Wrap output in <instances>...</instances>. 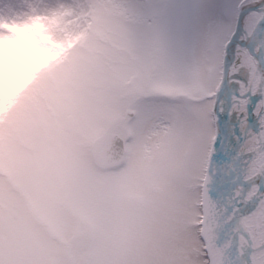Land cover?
<instances>
[{
	"label": "clouds",
	"instance_id": "9594fccd",
	"mask_svg": "<svg viewBox=\"0 0 264 264\" xmlns=\"http://www.w3.org/2000/svg\"><path fill=\"white\" fill-rule=\"evenodd\" d=\"M116 7L90 3L86 30L112 38L130 81L122 93L141 85L150 97L164 96L149 23L138 30ZM9 18L21 19L4 5L0 19ZM34 87L0 120V252L9 264H205L223 204H203L198 190L177 187L163 211L156 207L143 151L151 122L142 131L128 125L130 142L113 153L59 94L30 110ZM142 102L123 95L118 105L124 111Z\"/></svg>",
	"mask_w": 264,
	"mask_h": 264
},
{
	"label": "snow or ice",
	"instance_id": "6c2138e0",
	"mask_svg": "<svg viewBox=\"0 0 264 264\" xmlns=\"http://www.w3.org/2000/svg\"><path fill=\"white\" fill-rule=\"evenodd\" d=\"M117 7L138 30L149 23L158 91L182 93L152 96L148 105L160 121L161 152L200 174L208 165L206 193L223 204L220 231L232 237L223 264H264V0H124ZM221 94L236 102L227 111L213 103ZM205 243L202 259L214 264ZM0 264H9L2 252Z\"/></svg>",
	"mask_w": 264,
	"mask_h": 264
},
{
	"label": "rangeland",
	"instance_id": "374dc122",
	"mask_svg": "<svg viewBox=\"0 0 264 264\" xmlns=\"http://www.w3.org/2000/svg\"><path fill=\"white\" fill-rule=\"evenodd\" d=\"M100 2L119 5L124 0H0V9L8 5L21 17L19 21L0 19V120L11 114L21 93L35 85L26 97L30 110L43 109L57 93L97 136L114 133L125 139V145L131 140L124 134L128 125L142 131L151 122V139L143 146L145 174L157 197L155 205L163 211L177 187L196 189L201 195L202 174L183 168L177 157L161 152L160 121L149 109L151 97L143 93L142 86L120 91V85L130 81L114 52L112 38L102 30H86L88 5ZM162 93L176 98L182 95L175 88H165ZM123 95L143 102L138 108L122 111L118 100ZM129 110L134 112L132 119Z\"/></svg>",
	"mask_w": 264,
	"mask_h": 264
},
{
	"label": "water",
	"instance_id": "95a60500",
	"mask_svg": "<svg viewBox=\"0 0 264 264\" xmlns=\"http://www.w3.org/2000/svg\"><path fill=\"white\" fill-rule=\"evenodd\" d=\"M222 95V94H221ZM216 101V105H217ZM128 116H132V112L128 111L127 112ZM224 124H221V131L223 133L224 128H223ZM99 138L101 140H103L104 142V146L107 148V150L113 152V153H119L122 149H124V144H123V140L121 138H119L117 135L115 134H105L102 136H99ZM210 198L207 195V193L205 194V199H204V204L206 205H210ZM221 224H217L214 229H213V235L210 237V242L209 245L212 246V254H213V261L214 264H217L216 258H217V253H216V241H217V234L219 233V228H220Z\"/></svg>",
	"mask_w": 264,
	"mask_h": 264
},
{
	"label": "flooded vegetation",
	"instance_id": "af4514ba",
	"mask_svg": "<svg viewBox=\"0 0 264 264\" xmlns=\"http://www.w3.org/2000/svg\"><path fill=\"white\" fill-rule=\"evenodd\" d=\"M204 95L206 96H214L215 95V90H213V92H209V93H204ZM213 103H216V101H213ZM223 104L225 110L227 111L228 108L233 105L234 102L232 99H230L228 96L222 94L221 97H220V100L217 102V108L220 107V104ZM209 112L211 111V106L209 105ZM133 118V117H132ZM130 118V119H132ZM221 124H224L223 125V128L225 130L226 126H227V121H222ZM214 131V129H213ZM258 165H259V162H258ZM257 165V166H258ZM213 173H215V169L213 168ZM208 179H209V175H208V165L205 163L204 164V171H203V174H202V181H201V184H202V192H201V197H202V203L204 204V199H205V194H206V189H205V185L206 183L208 182ZM217 180H219V177L216 178Z\"/></svg>",
	"mask_w": 264,
	"mask_h": 264
},
{
	"label": "bare ground",
	"instance_id": "6f19581e",
	"mask_svg": "<svg viewBox=\"0 0 264 264\" xmlns=\"http://www.w3.org/2000/svg\"><path fill=\"white\" fill-rule=\"evenodd\" d=\"M210 201L214 202L215 200L210 199ZM218 239L221 243V246L216 247V253H217L216 261H217V264H223V262L228 258V256L231 253V249L229 246L231 244L232 237L230 234L220 231V228H219V233L217 234V240Z\"/></svg>",
	"mask_w": 264,
	"mask_h": 264
}]
</instances>
